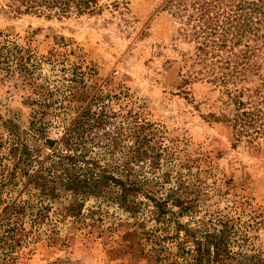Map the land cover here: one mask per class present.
<instances>
[{
	"label": "rangeland",
	"instance_id": "1",
	"mask_svg": "<svg viewBox=\"0 0 264 264\" xmlns=\"http://www.w3.org/2000/svg\"><path fill=\"white\" fill-rule=\"evenodd\" d=\"M170 1L0 0V264H200L222 236L203 264H264V139L225 121L242 85L212 81Z\"/></svg>",
	"mask_w": 264,
	"mask_h": 264
},
{
	"label": "trees",
	"instance_id": "2",
	"mask_svg": "<svg viewBox=\"0 0 264 264\" xmlns=\"http://www.w3.org/2000/svg\"><path fill=\"white\" fill-rule=\"evenodd\" d=\"M102 1L19 0V3L26 8L23 13L72 17L101 12ZM169 4L175 9L173 16L181 32L198 44L199 64L210 68L212 81L224 86L242 85L235 94L227 91L233 108L225 121L249 144L264 139V0H172ZM250 81H255L254 87H245ZM245 95L246 101L242 100ZM88 125L91 129L99 127V118L88 119ZM48 182L55 181L52 178ZM100 189L123 192L121 187L107 183ZM209 242L212 247L197 249L200 264L212 249L218 255L230 245L224 236Z\"/></svg>",
	"mask_w": 264,
	"mask_h": 264
}]
</instances>
